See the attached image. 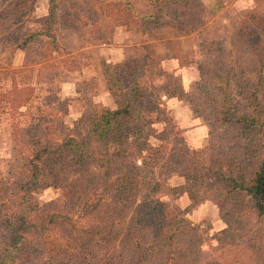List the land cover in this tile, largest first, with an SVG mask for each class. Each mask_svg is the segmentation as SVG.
<instances>
[{
  "label": "rangeland",
  "instance_id": "rangeland-1",
  "mask_svg": "<svg viewBox=\"0 0 264 264\" xmlns=\"http://www.w3.org/2000/svg\"><path fill=\"white\" fill-rule=\"evenodd\" d=\"M0 94V264H264V0H0Z\"/></svg>",
  "mask_w": 264,
  "mask_h": 264
},
{
  "label": "trees",
  "instance_id": "trees-1",
  "mask_svg": "<svg viewBox=\"0 0 264 264\" xmlns=\"http://www.w3.org/2000/svg\"><path fill=\"white\" fill-rule=\"evenodd\" d=\"M127 3L128 5H130L129 2ZM142 18L146 19L147 17L145 16ZM118 24L123 25L126 23L120 21ZM137 91L138 90L135 89L134 94L141 95ZM5 96H6L5 94L3 95L0 94V103L3 101L2 99H4ZM132 107H133L132 102L128 101L126 103H123L122 106L116 110H112V109H105L101 111L96 110L92 114L93 117L91 116L89 120L91 131H90V136L88 140L83 141V140L71 139L67 143L66 142L64 144L62 143L60 146H58L54 150L46 149V151H49L47 154H45L46 156L40 157V155L37 154L36 161H39V164L40 163L43 164L44 162L49 163L50 161H53V157H51V154H55V153L61 154L64 148L69 149L70 152H75V154H77L80 157V160L82 161L83 164H88L89 163L88 161H91V160H94L97 162L98 160H100V158L102 157L101 154H103L104 152L106 156H110L112 153L110 152L109 149H107V146L109 145V143L106 144V148L105 149L103 148L102 151L93 150L92 149L93 147L91 146V149H89V152L87 153L84 152L85 146L90 145L91 142L95 141L96 136H98L100 139L105 140L106 137H109V136L111 137L113 134H115L114 138L116 137L118 139L117 135H120L119 137H121L124 134L122 133L124 132V130H125V133L128 132L127 134H129L132 128L128 124L137 120V118H135V115L133 114L134 110ZM146 136L148 137V135H144L143 139ZM147 137L143 142V147L146 145V148H142L139 150V152H141V154L139 155L141 156L143 155L142 154L143 149H146L147 153L148 154L152 153V155L153 153H158V151H160L159 148H155L147 144L149 143L147 140L148 139ZM132 144H133L132 141H130L129 147L127 149V150H130V152L132 150V147H131ZM75 148L77 150H75ZM40 174H41V171H40ZM230 180L234 183L235 189L238 187L242 191H246V193L253 200L254 205L257 207L259 213L264 214V160L261 163V165L258 167L256 172L254 173L252 179L250 180V183L239 181L234 178H230ZM37 182H38V177L35 176V179L32 183H37Z\"/></svg>",
  "mask_w": 264,
  "mask_h": 264
}]
</instances>
